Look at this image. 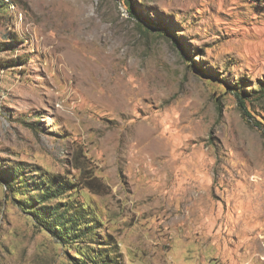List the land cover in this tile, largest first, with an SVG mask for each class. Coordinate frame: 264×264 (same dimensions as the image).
Segmentation results:
<instances>
[{"label": "rangeland", "instance_id": "rangeland-1", "mask_svg": "<svg viewBox=\"0 0 264 264\" xmlns=\"http://www.w3.org/2000/svg\"><path fill=\"white\" fill-rule=\"evenodd\" d=\"M0 264H264V0H0Z\"/></svg>", "mask_w": 264, "mask_h": 264}, {"label": "trees", "instance_id": "trees-1", "mask_svg": "<svg viewBox=\"0 0 264 264\" xmlns=\"http://www.w3.org/2000/svg\"><path fill=\"white\" fill-rule=\"evenodd\" d=\"M92 181H96V179L95 178H93L92 180L89 179V182L93 183ZM91 185H93V184H91ZM87 187L91 190L95 189L94 185H93V187H91V186H89V184H87ZM45 195L46 196L44 198V201H46L47 199H52L54 197L53 193H46ZM48 196H50V197H48ZM41 203H43V202H41ZM59 222L62 223V226L60 224H58V225H56L55 228L60 230V238L61 239H65V238L68 239L71 237L74 240V239L79 238V236L81 234V229H80V225H79L77 219H75V218L69 219L65 223H63L60 219Z\"/></svg>", "mask_w": 264, "mask_h": 264}]
</instances>
